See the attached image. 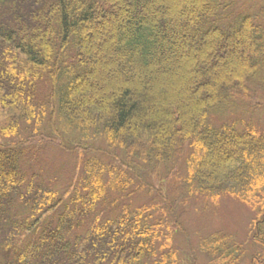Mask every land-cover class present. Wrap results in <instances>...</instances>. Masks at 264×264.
<instances>
[{
    "label": "trees",
    "instance_id": "obj_1",
    "mask_svg": "<svg viewBox=\"0 0 264 264\" xmlns=\"http://www.w3.org/2000/svg\"><path fill=\"white\" fill-rule=\"evenodd\" d=\"M223 1L0 0V264H183L163 208L125 200L145 171L184 167L189 197L236 199L259 229L264 131L209 116L264 87V0L242 15ZM45 145L79 152L74 185L26 166ZM197 249L245 256L223 231Z\"/></svg>",
    "mask_w": 264,
    "mask_h": 264
},
{
    "label": "rangeland",
    "instance_id": "obj_2",
    "mask_svg": "<svg viewBox=\"0 0 264 264\" xmlns=\"http://www.w3.org/2000/svg\"><path fill=\"white\" fill-rule=\"evenodd\" d=\"M244 1L253 13L259 11L260 8L255 0H231L232 6ZM94 34L95 49L92 60L97 74L103 70L105 64L101 53L102 47L97 42V33ZM191 102L195 103V100ZM236 102L229 113L225 112L220 116L211 115L210 123L219 126L227 120H252L264 131V87L254 85L249 89L248 96L239 95ZM78 153L76 151L70 155L66 151L45 145L41 148L39 155L26 166L41 174L44 179L51 180L53 187L61 190L68 183L75 184L78 174L75 161ZM186 176L184 167L172 169L166 176L145 171L143 188L125 200H129L128 203L133 208L143 204L160 205L163 208L161 212L152 211V219L158 217L162 219L163 225L169 227L167 232H170L172 244L178 251L183 264H192L194 260L195 264H207V258L197 249L198 240L216 231L226 232L238 242L245 244V257L240 264H255V262L264 264V248L253 241L255 221L250 209L227 195L215 204L204 198L189 197L183 182ZM136 185L139 184L136 183ZM102 209L104 214L110 212V208L105 205ZM150 222L153 223V220ZM262 229L264 230V223ZM254 258L261 259L253 262Z\"/></svg>",
    "mask_w": 264,
    "mask_h": 264
}]
</instances>
